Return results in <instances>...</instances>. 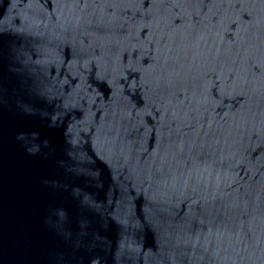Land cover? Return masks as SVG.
I'll list each match as a JSON object with an SVG mask.
<instances>
[{
  "label": "water",
  "instance_id": "obj_1",
  "mask_svg": "<svg viewBox=\"0 0 264 264\" xmlns=\"http://www.w3.org/2000/svg\"><path fill=\"white\" fill-rule=\"evenodd\" d=\"M0 264H264V0H0Z\"/></svg>",
  "mask_w": 264,
  "mask_h": 264
}]
</instances>
